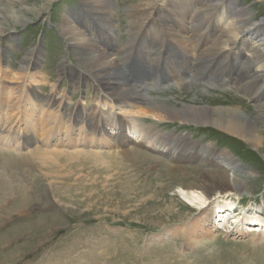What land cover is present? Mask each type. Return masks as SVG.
I'll list each match as a JSON object with an SVG mask.
<instances>
[{
    "label": "rangeland",
    "instance_id": "obj_1",
    "mask_svg": "<svg viewBox=\"0 0 264 264\" xmlns=\"http://www.w3.org/2000/svg\"><path fill=\"white\" fill-rule=\"evenodd\" d=\"M25 1L29 7L41 3V0ZM113 1L112 15L95 0H52L43 6L46 12L42 16L26 13V20L20 25L10 19L2 23L0 19V27L8 30L0 32V98L14 96L5 105L1 102L0 109L18 108L17 112H11L15 132L18 126L14 125L20 123L17 121L19 106L24 104L20 96H36L34 101L41 102L37 104L51 102L59 121H65L70 110L73 113L85 110L90 114L101 109L104 89L89 67L92 61L82 64L60 29L62 19L71 13L79 28L85 27L87 33L94 35L90 36L93 44L109 43L106 46L115 54L119 65L111 80L141 90L155 102L172 109L191 105L199 112L212 114L210 110L214 107L213 117L220 115L219 108L232 110L254 126V133L261 138L260 144L256 146L232 135L218 124L170 120L166 116L158 120L134 113L131 117L139 118L140 123L158 128L157 134L164 136L167 143L170 138L182 137L191 145L199 144L200 149L213 155L221 168L212 171L203 163L192 162L171 165L169 160L159 164L161 156L144 150L149 147L127 142L115 145V134H110L108 146L88 143V147L81 145L76 149L82 148L81 154H75L70 144L62 149L59 141L52 139L48 143L42 139L50 134L52 126L47 125L49 121L46 123L51 117L46 112L48 106L44 108L41 119L45 122L37 135L25 132L28 123L23 114L22 131L15 138L18 143L14 145L13 141L11 148L0 145V264H264V223L256 228L247 225L248 219L262 214L259 208L264 207V100L257 99V96H264V89L258 95L255 93L264 83V74L254 75L256 63L264 61V53H254L242 62L238 47L230 50L225 60H222L223 53L215 54L221 42L227 40L216 24L223 3L229 1L227 17L236 10L245 13V16L231 18L238 23L235 26L238 31L245 34L247 27L264 19V0H174L179 7H169L165 14L169 18H176L178 14L184 18L191 16L186 25L190 30L188 43L192 45L198 41L203 43L201 50L206 48L205 56L202 54L200 59L189 64L194 74L185 78L180 86L174 83L178 82L174 78L178 71H173L181 72L183 61L188 65V59L181 50L179 56L173 52L177 43L162 26L169 18L157 23V32L147 33L146 25L141 27V21H145L143 13L130 9L137 0ZM197 29L202 30L197 33ZM251 31L263 38L264 22ZM145 35L161 41L151 51L155 56L160 50L166 51L160 61L158 56L151 57L148 64L141 60L139 46L143 44L145 48L141 51L150 47V41L142 40ZM150 70L154 75L149 74ZM170 75L172 78L168 77ZM230 79L229 86L223 85V80L230 82ZM220 90L226 94L221 95ZM57 105L59 110L62 105H69L61 112V117ZM118 111L124 120V110L121 113L115 109ZM3 124L0 123V139L7 135L11 126ZM57 124L54 125L57 127ZM79 126L70 127L75 138L81 132ZM108 130L107 127L105 131ZM67 132V128L59 130L61 137ZM29 138L30 141H25ZM88 138L96 136L88 135ZM61 141L67 143L65 137ZM45 147L53 150L46 151ZM98 151L100 156L92 157L91 154ZM126 151L136 153V158L127 157ZM42 164L48 167V176L41 173ZM156 164L158 167L152 168ZM204 172L225 174L226 181L232 187L235 184L237 191L233 187L225 202L219 198L200 207L191 205L176 187L180 182L199 183ZM64 177L71 178L63 180ZM237 202L242 205V211H250L248 215H242L241 209L238 215L232 214ZM229 204L233 205L232 209ZM216 205L225 211L220 221L210 216ZM15 213H21V217L13 219L11 216ZM197 219L204 222H197L202 230L194 233L190 231L191 225ZM261 220L264 222V214Z\"/></svg>",
    "mask_w": 264,
    "mask_h": 264
},
{
    "label": "bare ground",
    "instance_id": "obj_2",
    "mask_svg": "<svg viewBox=\"0 0 264 264\" xmlns=\"http://www.w3.org/2000/svg\"><path fill=\"white\" fill-rule=\"evenodd\" d=\"M95 1H96V4H99L100 7L103 8V10L106 9V11H108L110 15H112L113 8H114L113 6L115 4L113 0L111 1L108 0V1H105L104 3L100 0H95ZM51 2L52 0H41V3L39 6L29 7L26 5L25 0H0V19H2V23L8 22L10 19V21L13 22L14 24L20 25L19 24L20 22L26 20V18H24L26 13L28 14L34 13L35 15L42 16L44 12H46L43 6L49 5ZM173 2L174 0H137V4H134L133 6L131 5V7L130 6L129 7L131 10H135L136 13L140 11L143 13V15L145 16L143 20L145 21H141V25H142L141 27L143 28L146 25L147 33H151V32H157L158 24L162 23L161 22L162 19H165L166 17L169 18V16L165 14L166 11L169 9V7H173L174 9H177V7H179L178 2L176 1H175L176 3L175 2L173 3ZM209 2H211V0H209ZM215 3H217V1ZM216 5L214 6L215 8H217ZM192 6L196 7L195 5H192ZM229 6H230L229 1L223 3V5L220 8L221 12L219 13V16L217 18V23H216L218 24L217 28L219 27V29L221 30L220 32L226 36L227 40H223L221 42V46L220 48H218V50H216L215 54L223 53L222 60H225L227 58V55H229L230 50H232L234 47H238L237 50L239 52L238 53L239 55L238 54L237 55L241 57V59L239 60L240 62H242L243 60H248V57L252 56L254 53H258V54L260 52L264 53V36L263 38H261L259 37L260 34L257 35L253 33V31H251L253 28L258 27L260 24H262L264 22V19H261L260 21L253 23L250 28L247 27L246 33L243 34V32L238 31L239 29L235 27L236 24H238L235 22L236 20H231V18H235L237 15L238 17L239 15L245 16V13L243 12L241 14L239 10H238L239 12H237L236 10L234 14H232L231 17H227L226 11L229 9ZM174 9H172V11ZM190 18L191 16L190 17L187 16L186 18H184L183 16L178 14L176 18L171 17L167 21L165 20L167 24H164V25L162 24L163 27H166V30L165 28L164 30L167 32L168 36L170 35L169 37H171L177 43L176 45L177 48L173 50V52H175V55L179 56L178 52L181 50L180 53L182 52L183 56H185L188 59V65L186 64L185 61H183V65H182L187 68L186 70H183L184 68L183 67L181 72H179V70L173 71V73L178 71L176 72L174 76V78L178 82H174V83L179 86L181 85V82L185 81V78L186 79L190 78V75L194 74V69L192 70L191 69L192 67L189 68V64H191V62L196 61L197 58L200 59V56L204 53L206 49L205 48L201 50L203 43H200L198 41L194 42L193 43L194 45L193 44L190 45L188 43V40L190 38L188 37V33L190 32V30L187 29L186 25L189 24L191 20ZM79 26H78L77 19L75 17H72L70 13V14H66L65 17L62 19V24H61L60 29L62 33L64 34L66 41L69 43L72 53L76 57L80 58V61L82 62V64L84 63L85 65V64H88L87 62L92 61V63L89 64V67L90 69L92 68V71L94 72V74H96L99 77V79L101 80L102 87L104 89V92H103L104 97L101 98V100H104V101L101 104L100 111L98 112L92 111L90 114H87L85 110H80L81 112L76 111L73 113L69 109L70 114L68 115V118L65 121H59L57 117L58 113L53 112V109L51 108L52 107L51 102L50 104L47 102H42V104H37L41 102L38 99L37 101H34V97L36 96H33V97L32 96H20V99L22 100L24 104H21L19 106V112L21 116L23 114L26 115L27 118L25 120L28 123L26 124L25 132L29 133L31 131L35 135L39 133L40 125L45 122L44 119H41V117L45 110L44 108L48 106L47 107L48 110L46 109L47 110L46 112L50 113L51 117L50 119H46V123L47 121H49L48 122L49 124L47 125L48 126L52 125V126L49 127V130H50L49 135L44 137L43 136L44 134H41V136L44 137L42 139H44L48 143L52 139H54V141L57 140V142L59 141V144L60 143L62 144L61 145L62 149L63 147L70 144L74 147L73 149H75V154H81L82 148H80L81 150L76 151V149L80 147L81 145L85 148L89 146L88 143L93 144L94 142L96 146H100V145L108 146V143L110 144L109 142L110 134H115L113 139H114L115 145L117 146L123 145V143H126V142L132 143V144H138L139 146L149 147L157 152H161L160 154L167 153L165 154V156L169 157L167 159L169 160V164L175 163L176 165H183L189 162H192L193 164L203 163L207 169H210L212 171L216 168H221V165H219V163L217 162V160L213 157L211 153H206L202 149H200L199 144L191 145L184 138L183 140L182 137H177V138L174 137V139L170 138V140L168 141L169 143H167L164 136L157 134V132L155 133L152 132L153 129H151V127L145 126L144 124L140 123L139 122L140 119L137 117H134V118L131 117L132 116L131 114L136 113L137 115H141L144 117L145 116L154 117L158 120H162L164 119L162 117L166 116L170 120H181V121H189V122L196 121L199 123H206V124L209 123V124H214V125L218 124V125H221L222 129H224L225 131L229 132L232 135L240 137L241 139H245L247 142L252 143L256 146L260 144L261 138L259 137V135L254 133V130H255L254 126L247 119L241 118L242 117L241 115H239L238 113L232 110L219 108L221 110V112L219 113L220 115H218V117H213L212 114L216 112V109H214V107H212L213 109L210 110L211 112H213L212 114H209L207 112H199L195 110L194 107H192L191 105H188V108L172 109L170 106L166 104L155 102L152 96L141 93L142 92L141 90H137L134 87L132 88L131 86L125 87V86H122L120 83H117L111 80L112 79L111 77L113 76V72L116 69H119V65L117 64V58L115 54L111 51V49H108V47L106 46L109 43L104 42L102 44H93V41H91L90 39L94 35L91 33H87L88 31L87 28L84 27L83 28L84 30H83L79 28ZM237 27H239V25H237ZM155 28H156V31H155ZM2 29L3 27H0V32L2 34L5 32H8V30L5 31L6 28L3 30ZM90 30L92 29L90 28ZM201 30L202 29H199V30L197 29L196 32L200 33ZM92 31L95 32V30H92ZM204 31L205 29H203V32ZM213 36H215V33ZM148 37L147 35H145L143 36L142 40L150 41L148 42V45L150 44V47H146L147 49L146 51H141L145 48L143 44L139 46L141 60L145 62L146 64H148L147 62H150L152 60L151 57L157 58L158 56V61H160L166 55V51L164 53V51L162 50L159 51V54L157 56H155L156 54L152 55L151 51L153 50V47L156 46L157 43H160L161 41L158 42L157 40H151V39H148ZM200 37L204 39L205 36L203 37V35H201ZM210 37L212 38V35H210ZM147 57H148V60L146 59ZM166 58L168 59L169 57L166 56ZM166 62L167 64L169 63L168 61ZM256 64L257 65L254 68V72H255L254 75L255 74L263 75L264 74L263 72L264 71V61L262 60L260 64L259 63H256ZM142 71H139L138 74L142 75L143 74ZM138 74H134V76L138 77L139 76ZM80 77L83 78L84 76L80 75ZM168 77H171V75ZM178 79H181V80H178ZM230 83H231V79H230V82H225V80H223V85L229 86ZM263 89H264V83L263 85L258 87L255 93L258 95L260 93V90H263ZM13 97L14 96H10V97L2 96V98H0V103L4 102V105H5L8 102H10ZM257 99L258 101L263 102L264 96H257ZM1 106L3 105L0 104V107ZM105 106H106V110H104ZM144 106L147 109H144L145 108ZM10 107L8 106L7 107L8 109H4V110L0 109L1 110L0 111V123L2 122L4 124L11 125L7 129V132H6L7 135L3 136L2 137L3 139H0V145L11 148V146H14L15 143H18L16 142V140L18 141V139H15V138H16V134L19 133V127L21 125L20 123L19 125L17 124L14 125L15 127L18 126L17 132H15V130L12 127L13 126L12 120H14V115L11 116V112L13 110L16 111V109L18 108L12 109ZM57 107L59 110V105H57ZM68 107L69 105L65 107L63 105L61 106V109L59 110L60 112L59 117H61V112L63 110L64 111L67 110ZM115 109L120 110L121 113H122V110H124V114H125L124 120L123 118L119 116L121 115L119 111L115 112ZM130 110L131 112L129 113ZM159 111L162 113L161 114L158 113ZM86 114L91 116V118H87ZM95 114L98 116L97 118H95ZM126 114L130 116H126ZM18 120H19V117H18ZM20 120H21V117H20ZM76 121H78V123H75ZM56 122H58L57 127L54 125ZM88 124H90V127H88ZM71 125L72 126L80 125L78 128H79V131L81 132H78L79 133L78 136L76 135L77 138H75L74 135H71L73 134V130L70 129ZM107 127L110 128V130L106 132L105 129ZM62 128H67L69 130V132H67L65 136L63 135L65 137V141L67 140L66 144L62 143L61 140H63L64 137H61L62 135L59 134V130H62ZM127 132H128V135H127ZM88 135L90 136L94 135L96 136V138H88ZM30 140L31 138L26 139L25 141H30ZM13 141H14V145H11ZM47 147H45L44 150H46ZM51 149L50 150L48 149L46 151H51ZM41 150H43V148ZM169 151H171L170 154H169ZM94 152H97V151H94ZM128 152L129 151H126L125 153L127 154ZM91 155L94 158H97L100 156L99 151L97 154L95 153ZM135 155L137 154L132 152L131 154L128 153L127 157L131 159H135L136 158L134 157ZM173 157L176 158L174 161H173L174 159ZM197 160H200V161H197ZM81 162L83 163V161ZM200 179L201 180L199 183L190 182L189 184H183L182 182H180V184H178L176 187V189H178L181 192L183 197H185V199H187L191 205L200 207L206 204L210 200L216 201L219 198H221L219 200H223L225 202L227 197H229L230 194L232 193L233 187L237 191V189L234 186L235 184H233V187H232L226 181L225 174H217V175L211 174L210 175V173L204 172L201 174ZM209 180H211V182H209ZM228 207L232 209L233 205L229 204ZM214 208L210 212V216L213 219H216L215 221H220L221 220L220 217L223 213H225V211L221 210L222 206L220 205H216ZM259 209L263 213L262 214L255 213L256 215H254V217H251V220H254V224H257V227H259L258 225L260 223L262 224L264 223L263 220H261L262 218L261 215L264 214V207L259 208ZM199 221H203V220H200V219L195 220L191 225L192 227L190 231H193L194 233H196L197 229L202 230V226L199 225V223H202V222H199ZM247 225H248V222H247Z\"/></svg>",
    "mask_w": 264,
    "mask_h": 264
}]
</instances>
